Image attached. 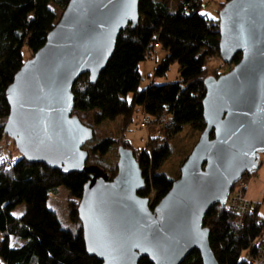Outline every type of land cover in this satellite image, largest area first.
Here are the masks:
<instances>
[{
	"label": "water",
	"instance_id": "obj_1",
	"mask_svg": "<svg viewBox=\"0 0 264 264\" xmlns=\"http://www.w3.org/2000/svg\"><path fill=\"white\" fill-rule=\"evenodd\" d=\"M138 0H69L44 46L5 91L4 134L21 157L62 174H89L77 209L88 256L101 264H182L197 252L218 264L203 219L225 206L233 186L261 167L264 154V0H230L218 14L219 57L226 74L204 80L205 128L169 192L153 208L137 194L145 182L129 149L117 151L116 176L87 166L93 137L72 114V87L93 85L119 34L138 23Z\"/></svg>",
	"mask_w": 264,
	"mask_h": 264
},
{
	"label": "trees",
	"instance_id": "obj_2",
	"mask_svg": "<svg viewBox=\"0 0 264 264\" xmlns=\"http://www.w3.org/2000/svg\"><path fill=\"white\" fill-rule=\"evenodd\" d=\"M220 1L223 8L230 0ZM68 2L0 0V143L7 140L4 126L9 107L5 91L26 62L23 51L33 57L44 46L57 23L50 5L64 11ZM205 4L206 0H138L136 27H128L119 34L114 53L96 82L91 85L85 74L72 87V114L92 116V125L81 122L93 131L92 139L83 147L88 153L86 165L98 167L112 180L117 173L118 149L131 150L145 182L137 195L148 199L153 193L151 209L174 182L161 173L162 165L171 155L170 142L185 126L200 133L205 128L204 80L210 60L220 59L218 19L205 14ZM158 48L166 56L154 69L153 77L164 76L169 66L177 63L178 79L160 85L152 81L141 89L139 65L152 60ZM240 58V54L236 55L233 64ZM137 111L153 120L149 125L162 122V138L150 135L140 152L131 147L127 138L122 140L97 129L118 121L126 129ZM112 153L114 161L108 162ZM248 178L244 176L241 182ZM88 179L85 172L65 175L42 164L28 163L17 151L15 157L0 151V264H101L86 253L77 215ZM61 189L69 196L71 229L63 227L47 206L49 197ZM21 205H24L22 215L13 216ZM238 218L226 206L216 204L203 219L218 264H249L259 252L264 219L257 209L246 212L240 224ZM14 240L22 244L13 245ZM138 264L150 263L141 259ZM182 264L202 262L194 251Z\"/></svg>",
	"mask_w": 264,
	"mask_h": 264
},
{
	"label": "rangeland",
	"instance_id": "obj_3",
	"mask_svg": "<svg viewBox=\"0 0 264 264\" xmlns=\"http://www.w3.org/2000/svg\"><path fill=\"white\" fill-rule=\"evenodd\" d=\"M220 2V0H206L205 14H207L208 17L218 19V12H220V10L222 9L219 5ZM50 8L55 13L58 22L60 20V17L62 16L63 10L57 8L53 4L50 5ZM23 53L25 54V61H28L32 58L30 54H26V50H24ZM165 56L166 52L158 48L156 49L155 56L152 60H147L139 65V72L142 76V81L140 83L141 89L146 87L152 81H154L155 84L160 85L174 82L178 79L177 63H172L164 76L158 78L153 77L154 69L161 64V61L164 59ZM233 66V63L225 65L221 61V59L218 58L210 60L208 65L209 68L207 72V78L218 77L223 74H226L233 68ZM129 98L130 96L128 97V99ZM77 118L80 119V122H83L87 125H92L91 114H79ZM143 118L144 115L137 111L133 116L131 125H129L126 129L122 126L121 121L104 124L101 128L97 129H100L103 132L105 131L106 134L118 136L122 140L127 138V140L131 144V147L137 152H140L144 150L146 145L148 144V138L150 135H157L159 138H162V122L155 121L152 125L148 124L146 127H141ZM200 134V132H194L189 127L185 126L182 131L178 134V136H176L170 142V145L172 147L171 155L162 165L161 173H164L169 179H173L174 181L177 180L179 178V169L183 164V161H185V157H187L191 153L193 147L199 139ZM0 151H3L5 154L10 153L13 157H15L17 150L14 146V142L7 137V140L0 143ZM113 154L114 153H112V155L108 157V162H111L112 160L114 161ZM115 162L117 164V161ZM86 163L88 164V162ZM248 177L249 178L246 181H239L238 183H236L231 189L229 195L233 196L234 194H237L239 187L241 185H244L246 189L244 193L242 191V195H244L247 201L251 202V210L253 211L254 209H257V214L262 219H264V154L261 156V167L259 168L257 173ZM152 199L153 193L148 198L150 205ZM68 201V194L61 189L57 195H51L49 197L47 206L49 209L53 210L56 213L57 218L63 227L71 229V222L69 220L70 213L67 208ZM257 203L258 206L256 207ZM23 212L24 205H21L13 211L12 215L18 217L22 215ZM12 244H18L20 246L22 243L20 242V240H14L12 241Z\"/></svg>",
	"mask_w": 264,
	"mask_h": 264
},
{
	"label": "built area",
	"instance_id": "obj_4",
	"mask_svg": "<svg viewBox=\"0 0 264 264\" xmlns=\"http://www.w3.org/2000/svg\"><path fill=\"white\" fill-rule=\"evenodd\" d=\"M152 121L149 117L144 116L141 127H146L148 124H150ZM245 187L244 185H241L238 189V193L234 194L232 197L229 195L225 206L228 210L235 213L239 218L238 224L241 222L242 216L245 215L246 212L252 211L251 210V202L247 201L242 195V191L244 193ZM249 264H264V236L262 238V241L260 243V248L257 256L250 259Z\"/></svg>",
	"mask_w": 264,
	"mask_h": 264
},
{
	"label": "crops",
	"instance_id": "obj_5",
	"mask_svg": "<svg viewBox=\"0 0 264 264\" xmlns=\"http://www.w3.org/2000/svg\"><path fill=\"white\" fill-rule=\"evenodd\" d=\"M255 174H256V173H255ZM255 174H254V175H255ZM245 189H246V188H245ZM256 205L258 206V203H257Z\"/></svg>",
	"mask_w": 264,
	"mask_h": 264
}]
</instances>
